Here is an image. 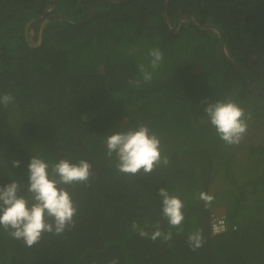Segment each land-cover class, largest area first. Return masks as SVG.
<instances>
[{
	"label": "trees",
	"instance_id": "trees-1",
	"mask_svg": "<svg viewBox=\"0 0 264 264\" xmlns=\"http://www.w3.org/2000/svg\"><path fill=\"white\" fill-rule=\"evenodd\" d=\"M152 48L164 54L155 70ZM141 66L153 79L137 87ZM5 93L14 103L0 105V186H26L34 155L85 159L94 175L68 188L78 212L63 235L28 248L0 228V264H264V0H0ZM218 100L246 110L238 145L204 111ZM141 123L170 162L121 174L104 140ZM160 188L184 202L179 234ZM200 192L215 197L209 207ZM214 216L225 231L214 233ZM133 222L149 232L159 222L173 238H143ZM197 231L205 242L193 251Z\"/></svg>",
	"mask_w": 264,
	"mask_h": 264
},
{
	"label": "clouds",
	"instance_id": "clouds-1",
	"mask_svg": "<svg viewBox=\"0 0 264 264\" xmlns=\"http://www.w3.org/2000/svg\"><path fill=\"white\" fill-rule=\"evenodd\" d=\"M148 55L151 57L150 66L153 70L160 67L164 54L159 48H152ZM143 80L130 81L139 87L141 83H149L153 79V72L143 66L140 67ZM14 103V97L5 93L0 95V105L7 107ZM211 125L219 139L225 145H238L248 131V115L246 110L233 100L215 101L208 103L204 109ZM105 155L111 161L115 157L116 170L125 175L151 174L161 165L167 166L169 157L164 153L161 139L148 125L139 124L126 131H116L106 136L104 140ZM18 167L19 161H13ZM28 182L22 185L12 181L0 186V228H3L15 240L21 241L25 247L31 248L41 241L44 234L61 236L75 225L74 217L78 206L72 198L68 188L72 185H87L94 175L92 164L85 159L71 162L61 158L55 162L34 155L28 164ZM22 189L27 196L22 195ZM162 198V217L169 228L182 231L185 219L184 202L165 188L158 190ZM209 207L215 197L206 192H200L199 197ZM149 232L133 222V231L143 237L164 242L172 240V231H163L159 222L152 226ZM202 233L197 231L188 236L189 247L196 251L204 244ZM110 264H119L113 258Z\"/></svg>",
	"mask_w": 264,
	"mask_h": 264
},
{
	"label": "built area",
	"instance_id": "built-area-1",
	"mask_svg": "<svg viewBox=\"0 0 264 264\" xmlns=\"http://www.w3.org/2000/svg\"><path fill=\"white\" fill-rule=\"evenodd\" d=\"M224 216H214L211 219V226L213 227L214 233H220L226 230V222Z\"/></svg>",
	"mask_w": 264,
	"mask_h": 264
},
{
	"label": "water",
	"instance_id": "water-1",
	"mask_svg": "<svg viewBox=\"0 0 264 264\" xmlns=\"http://www.w3.org/2000/svg\"><path fill=\"white\" fill-rule=\"evenodd\" d=\"M191 21V20H190ZM192 22V21H191ZM28 25H30V24H28ZM27 28H28V26H27ZM27 28H26V32H27ZM41 39V38H40ZM222 39V38H221ZM222 44H223V39H222Z\"/></svg>",
	"mask_w": 264,
	"mask_h": 264
},
{
	"label": "rangeland",
	"instance_id": "rangeland-1",
	"mask_svg": "<svg viewBox=\"0 0 264 264\" xmlns=\"http://www.w3.org/2000/svg\"><path fill=\"white\" fill-rule=\"evenodd\" d=\"M216 212L218 213V212H222L221 210H216Z\"/></svg>",
	"mask_w": 264,
	"mask_h": 264
}]
</instances>
